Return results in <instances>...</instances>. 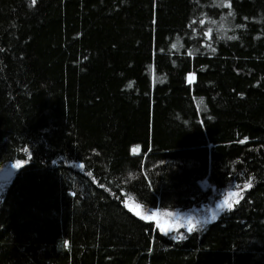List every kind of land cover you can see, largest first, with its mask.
I'll return each mask as SVG.
<instances>
[{
  "label": "trees",
  "instance_id": "trees-1",
  "mask_svg": "<svg viewBox=\"0 0 264 264\" xmlns=\"http://www.w3.org/2000/svg\"><path fill=\"white\" fill-rule=\"evenodd\" d=\"M8 164L0 264H264V0H0Z\"/></svg>",
  "mask_w": 264,
  "mask_h": 264
},
{
  "label": "rangeland",
  "instance_id": "rangeland-1",
  "mask_svg": "<svg viewBox=\"0 0 264 264\" xmlns=\"http://www.w3.org/2000/svg\"><path fill=\"white\" fill-rule=\"evenodd\" d=\"M193 80V76L190 75L188 77V81ZM17 164H8L0 168V197L3 195L7 185L11 181L12 177L14 176L15 172L19 167H13ZM203 187H206V184H203ZM230 204H234V199L230 196L229 199L226 200ZM225 201L222 203H210L206 206H203L201 208H194L190 211L182 212V213H161V212H142V214L146 218L154 217L158 222H161L160 224L162 227L161 229H174V230H185L189 231V227H192L193 229L203 226L209 221H212L213 216H217L218 213L228 210L227 208L221 209L220 206L224 204ZM130 209L134 213H140V209L135 206L131 205Z\"/></svg>",
  "mask_w": 264,
  "mask_h": 264
},
{
  "label": "snow or ice",
  "instance_id": "snow-or-ice-1",
  "mask_svg": "<svg viewBox=\"0 0 264 264\" xmlns=\"http://www.w3.org/2000/svg\"><path fill=\"white\" fill-rule=\"evenodd\" d=\"M32 3L35 4V3H36V0H32ZM223 6H225V7H229L230 5H228V4H224ZM229 14H231V13H229ZM190 82H191V78H190ZM13 167H20V165L17 164V165H14ZM250 186H251V182H249V184L247 185V187H250ZM237 195H238V194H237ZM220 208H221V209H223V208H227L228 210H231V209H232V204H230V203H228L227 201H225V203L222 204V205L220 206ZM142 218H145V217H142ZM212 219L215 220L216 217L213 216ZM188 230H189V231H192L193 228H192V227H189Z\"/></svg>",
  "mask_w": 264,
  "mask_h": 264
}]
</instances>
